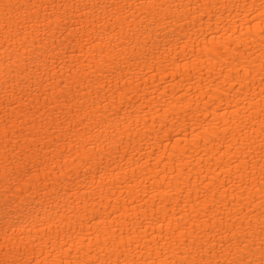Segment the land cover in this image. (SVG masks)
<instances>
[{
  "label": "bare ground",
  "instance_id": "1",
  "mask_svg": "<svg viewBox=\"0 0 264 264\" xmlns=\"http://www.w3.org/2000/svg\"><path fill=\"white\" fill-rule=\"evenodd\" d=\"M264 260V0H0V264Z\"/></svg>",
  "mask_w": 264,
  "mask_h": 264
},
{
  "label": "snow or ice",
  "instance_id": "2",
  "mask_svg": "<svg viewBox=\"0 0 264 264\" xmlns=\"http://www.w3.org/2000/svg\"><path fill=\"white\" fill-rule=\"evenodd\" d=\"M259 264H264V260H261V261L259 262Z\"/></svg>",
  "mask_w": 264,
  "mask_h": 264
}]
</instances>
